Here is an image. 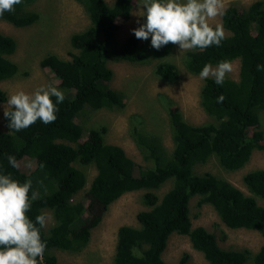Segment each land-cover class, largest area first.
Segmentation results:
<instances>
[{
	"label": "trees",
	"instance_id": "1",
	"mask_svg": "<svg viewBox=\"0 0 264 264\" xmlns=\"http://www.w3.org/2000/svg\"><path fill=\"white\" fill-rule=\"evenodd\" d=\"M34 1L22 0L14 12H5L0 19L17 27L32 24L38 18L29 8ZM75 1L89 18L83 30L70 35L75 51L66 59L48 54L40 60L41 67L59 78L65 96L57 105L56 121L45 125L37 120L27 129L10 132L3 115L6 130L0 128V172L10 173L20 182L32 180V190L40 193L27 213L33 222L45 209L51 210L55 219L47 230L41 229L47 243L42 264H57L55 249H83L110 204L124 193L138 190H145L142 200L148 208L137 212L138 226L118 227L112 264H171L161 253L173 232L186 234L209 264H264V243L255 253L246 248L223 249L213 233L203 226L192 227L189 216V200L198 195V203L210 204L226 226L254 229L264 237V205L257 201L264 198V169H253L243 176L249 193L210 172H194L196 164L212 155L224 169L236 170L249 160L253 150L264 151V130L258 128L259 113L264 112V71H257V65H264V1L226 7L221 24L228 33L221 45L185 54L184 64L191 74H199L206 63L216 66L221 60H239L238 80L226 77L223 85L213 79L203 81L200 104L212 120L191 124L177 109L169 108L170 152L156 138L132 129L136 146L152 163L149 167L134 162L121 146L107 143L104 125L84 131L78 116L87 108L123 106L119 95L106 85L112 77L107 64L110 58L146 63L166 55L171 43L157 51L150 38L142 41L130 34L122 41L115 40L118 23L129 18L135 0ZM15 49V39L0 33V80L17 71V64L9 58ZM155 72L167 82L179 77L177 65L167 60L159 62ZM220 95L225 100L217 103ZM52 99L55 102V97ZM5 100L6 92L0 88V103ZM8 155L15 156L18 168L8 164ZM29 161L34 162L32 168L21 165ZM89 164L96 173L86 194L75 200L87 182L86 173L77 165ZM168 180L171 185L159 196L155 190ZM186 259L187 255H182L177 264H185Z\"/></svg>",
	"mask_w": 264,
	"mask_h": 264
},
{
	"label": "rangeland",
	"instance_id": "2",
	"mask_svg": "<svg viewBox=\"0 0 264 264\" xmlns=\"http://www.w3.org/2000/svg\"><path fill=\"white\" fill-rule=\"evenodd\" d=\"M111 3L113 0H105ZM254 0H224L229 5L248 6ZM264 1V0H262ZM138 0L133 2V8L127 20L118 23L119 28L115 40L122 41L133 34L131 29L138 27L137 19L143 23V17H137L139 12ZM29 8L36 11L38 18L32 24L17 27L0 19V33L12 36L16 41L15 51L9 55L10 60L17 64L16 73L0 80V88L6 92V100L0 103V128L6 130L3 121V105L9 95L23 90L32 93L40 86L52 85L62 90L59 78L50 73L47 68L40 66V60L54 54L59 58H69L71 48L69 39L73 32L83 30L89 24V18L83 6L75 0H35ZM212 25L221 24V16L210 22ZM225 34L228 32L224 29ZM187 51H180L178 45L171 44L170 51L159 58H153L146 63L116 61L110 58L107 62L112 69V77L106 85L114 90L123 101L121 108L98 110L84 109L78 116L84 131L90 128L106 127L104 139L107 143L121 146L125 153L137 164L149 167L151 161L144 159L132 137V129L136 128L146 135L159 141L167 152L173 148L168 109H177L182 117L191 124H201L212 120L200 104V90L203 81L199 74H191L185 67L184 58ZM171 61L178 67L179 77L174 82H167L155 72L156 65L161 61ZM234 71L226 77L238 80L239 60L231 61ZM215 67V66H213ZM259 129L264 130V112L259 113ZM82 140V139H81ZM80 140V141H81ZM25 166V162H21ZM86 173L87 182L78 191L74 199H81L87 192L89 183L96 173L93 165L79 166ZM28 168V167H26ZM24 168V169H26ZM264 169V151L255 149L249 160L236 170L224 169L213 155L204 163L194 166L196 174L210 172L213 175L231 182L243 192L249 193L243 182V176L250 170ZM171 185L166 181L155 191L161 196ZM145 190L124 193L110 204L98 224L92 228L87 245L78 252L55 249L57 264H112L117 229L121 225L138 226L136 214L147 209L142 196ZM264 205V198H257ZM199 196L193 195L189 200V216L191 226H203L214 234L217 244L223 249L246 248L255 253L264 243V237L254 229L230 228L221 222L213 207L208 203H198ZM51 221L45 227L47 230L55 223L51 210ZM186 254L185 264H209L202 253L191 246L186 234L173 232L168 240L161 257L164 261L177 264L182 255ZM249 264V263H246Z\"/></svg>",
	"mask_w": 264,
	"mask_h": 264
},
{
	"label": "clouds",
	"instance_id": "3",
	"mask_svg": "<svg viewBox=\"0 0 264 264\" xmlns=\"http://www.w3.org/2000/svg\"><path fill=\"white\" fill-rule=\"evenodd\" d=\"M22 0H0V16L5 12H14L15 6ZM139 12L143 23L131 29L138 40L150 38L151 47L159 51L169 43L178 45L180 51L204 50L220 46L225 38L222 24L210 23L226 12L224 0H138ZM234 71L229 60L219 61L215 67L206 63L199 73L203 80L213 79L217 85H223L227 74ZM257 71H264V65H257ZM52 97H55L53 102ZM65 99L64 93L52 85L40 86L32 93L23 90L9 95L3 105V115L8 119L10 132H19L32 126L37 120L45 125L57 119V105ZM225 100L218 96L217 103ZM8 164L18 168L13 155L7 156ZM34 166L33 161L26 165ZM40 168L44 165L40 164ZM33 182L27 179L20 182L10 173L0 172V264H42L46 241L41 237V229L51 221L49 213L35 216V222L27 213L32 203L39 199V191H33Z\"/></svg>",
	"mask_w": 264,
	"mask_h": 264
}]
</instances>
